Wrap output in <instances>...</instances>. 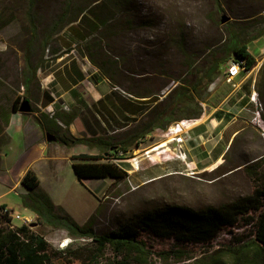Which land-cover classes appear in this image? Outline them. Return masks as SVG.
Masks as SVG:
<instances>
[{
    "label": "rangeland",
    "instance_id": "1",
    "mask_svg": "<svg viewBox=\"0 0 264 264\" xmlns=\"http://www.w3.org/2000/svg\"><path fill=\"white\" fill-rule=\"evenodd\" d=\"M92 7L101 17L113 18L95 36L89 35L86 40H81L79 34L92 32ZM83 10L89 17L80 22ZM64 13H67L66 21L59 23ZM223 14L231 17L227 23H222ZM71 19L77 21L69 23ZM261 34H264V0H0L2 129L7 124L15 98L21 97L22 102L30 100L36 110L33 113L44 120L46 130L38 120L32 118L31 121L39 127L43 138H47V131L56 135L54 127L57 123L62 127L60 136L92 137L113 144L127 141L135 134L148 121L147 117L126 122L120 112L111 108L106 112L110 118L106 123L94 108L97 101L93 96L91 107L88 96L84 95L77 103L65 101L68 109L58 107L53 118L46 110L49 104L45 105L44 93L49 92L55 99L72 87L77 69L89 61L95 38L102 39L106 52L102 55L95 50L98 63L117 64L118 68L134 76V79L125 80L118 74L117 80L125 81L132 91L158 92L161 98L180 83L177 79L183 77L190 84V81L204 76L213 62L220 63L216 80L207 88L211 95L202 102L204 110L208 105L217 106L222 100L224 92L217 95L224 83L226 64L222 62L234 46L246 43L257 58L249 80L252 90L258 93V103L248 105L249 117L238 118L236 126L243 128L240 132L224 134L219 144L225 147L221 157L223 162L215 168H206L210 160H205L203 151L218 139L196 150L189 146L186 148L189 158L185 161L177 156L179 151L175 149L162 154H157L156 149L150 150L173 136L169 135V129L157 130L140 147L133 144L122 155L124 159L92 160L119 164L126 172L123 177L81 181L73 168L74 156L87 151L92 155L101 154L99 144L92 148L86 142L70 146L54 142L45 153L35 134L28 135L25 130L29 127L31 114L12 119L10 142L3 145V152L8 156L0 167V179L4 180L0 184V202L8 204L12 211V225L21 226L25 224L24 218H29L28 225L55 249H65L72 241H84L74 240L67 230L47 224L29 205L27 190L21 182L16 184L27 167L37 173L41 189L53 202L61 205L80 225L93 228L99 235L119 229L139 213L166 205L202 209L253 194L256 181L246 166L264 161V35L255 41ZM94 66L92 63V70ZM34 67H37L35 74ZM190 69L194 74H187ZM81 71L89 74L88 68ZM29 77L30 81L26 83ZM224 88L231 86L225 85ZM80 90L86 94L85 88ZM214 93L216 95L212 97ZM258 110L257 122L253 120V112ZM65 114L66 118L63 117ZM75 114V126L65 125L64 120ZM171 144L169 142L167 146ZM155 154L158 159L153 160ZM258 170H264V162ZM55 212L62 214L59 209ZM245 223L241 220L237 226L222 229L208 244L180 243L175 238L156 237L147 232L143 233V238L152 251L151 264H186L193 260L166 261L162 253L185 250L201 257L208 247L235 245L241 239L247 241L254 237L256 227ZM114 259L108 251L101 264H114Z\"/></svg>",
    "mask_w": 264,
    "mask_h": 264
},
{
    "label": "trees",
    "instance_id": "2",
    "mask_svg": "<svg viewBox=\"0 0 264 264\" xmlns=\"http://www.w3.org/2000/svg\"><path fill=\"white\" fill-rule=\"evenodd\" d=\"M85 12V10L81 12L80 22L89 17ZM66 14L61 15L59 23L66 21ZM90 16H92V32L87 35L79 34L81 40H86L89 35L95 36L113 18L101 17L94 7L90 9ZM76 21L77 19H71L69 23ZM101 40L95 38L92 41V63L99 69V74H93L92 80L97 81L100 75L106 76L118 89L97 101L94 108L106 123L110 122L106 112H110L111 108L120 112L126 122H137L143 117H147L148 121L129 137V141L119 144L92 137L60 136L62 127L57 123L54 127L57 142L66 146L86 142L92 148L100 145L101 154L81 153L74 156L73 168L81 181L123 177L126 172L119 164L92 160L124 159L122 154H126L133 144H140L141 139H145L155 131H166L177 121L200 118L204 111L202 102L211 95L207 88L216 80L220 64L213 62L212 66L206 69L204 76L190 81V84L188 79L183 77L177 79L180 83L161 98L158 92L132 91L130 86L125 85V81L117 80L118 74L125 80L134 79V76L128 73L129 71L118 68L117 64H111L110 58L108 59L110 63L107 61L98 63L95 54H106ZM233 58L245 60L247 69H252L257 64L256 56L249 51L246 43L234 46L222 63L226 64ZM107 64L113 66L106 67ZM32 71L35 74L37 67H34ZM187 74H194V72L188 70ZM84 78L82 71H77V78H74L73 82L76 84L78 80ZM26 81L29 83L30 77ZM44 94L45 105L54 101L49 92ZM21 102V97L15 98L11 112L20 111ZM35 111L32 107V112ZM66 115L63 117L66 118ZM75 118L76 114L70 115L66 121L64 120L65 125L69 127ZM38 121L44 123L40 116ZM116 123L117 126L120 125L117 120ZM263 162L246 166V170L256 181L253 194L245 195L221 206L210 205L202 209L180 204L166 205L139 213L121 225L119 229L101 235L89 226L80 225L61 205L53 202L49 194L41 189V181L37 173L29 169L21 181L28 192L29 205L47 224L67 230L74 240L84 239V241L82 243L72 241L65 249H55L43 235L34 231L27 223L13 226L12 211L7 205L0 203V264H57V260L61 264H72L76 261L80 264H101V260L108 251L115 258L114 264H151L152 251L143 238L144 232L156 237L175 238L180 243L208 244L222 229L237 226L241 220H245V224H254L256 227L254 237L247 241L241 239L235 245L208 247L201 257H196L185 250H170L163 252L162 255L166 261L193 260L186 264H264V170H258L262 168ZM56 209L61 210L62 214L58 215L55 212Z\"/></svg>",
    "mask_w": 264,
    "mask_h": 264
},
{
    "label": "crops",
    "instance_id": "3",
    "mask_svg": "<svg viewBox=\"0 0 264 264\" xmlns=\"http://www.w3.org/2000/svg\"><path fill=\"white\" fill-rule=\"evenodd\" d=\"M262 35L264 34H261L260 36L256 37L255 41L261 39ZM262 51L263 54L264 48ZM89 57H90L89 61L87 63L85 62V64H83L81 68L77 69V71L83 70L84 72V70L88 68L89 74L85 75L83 73L85 76L83 80H78L76 84L73 83L72 87H70L67 90H64L63 93L55 97L52 103L55 104L56 108L60 107L61 109H63L64 108L63 105H67L66 102H70L72 104L77 103L79 99H82L84 95L88 96L89 105L91 107L92 96L94 101H99L100 99L104 98L106 95H109L113 90L118 89V87L113 86L110 79L107 78L106 76L100 75L97 81L92 80V75L95 73L99 74V69L96 66H94V70H92V53L90 54ZM250 83H251L250 80H247L242 87L234 89L230 84H228L224 80L222 91H218L217 93V95L219 96L221 92H224L221 94L222 100H220V102L217 103L218 104L217 106H213V105L206 106L205 110L202 113V117L194 121L190 125L191 134H193L194 136L193 140L189 144L191 149L196 150L202 148L206 146L208 142H210L211 140L218 139V141L214 143L212 147L210 145L206 147L205 150L206 152L203 151L204 157H206L205 160L206 161L210 160L208 162V167L206 168H210L211 166H213L211 168H215V166H218V164L223 162V160H221V157L224 155L225 147L224 146L220 147L219 144L221 143V140H223L224 134L230 131L233 135H235L236 133L240 132L243 129L241 127H237L236 124L238 122V118L249 117V114L247 113V110L249 109L247 107L252 102L250 100V94L252 93V85H250ZM225 85H230L231 88H224ZM80 88H85V90H87L86 94L83 93L80 90ZM245 88L247 89L249 88V90H246ZM215 95H216L215 93L212 94V97H214ZM67 106L69 107V105ZM21 114L23 116L27 114L28 115L31 114L32 117H30L31 119H30L29 127L25 128V130L28 135L32 133L35 134L37 138V142L41 145V148L45 153L49 151L51 144L54 143V142H49L47 138H43L41 136V131L38 129L39 127L35 124H31L32 123L31 121H33L32 118H34L35 121L38 120L37 113H33V112L23 113L21 111L18 112L13 111L10 114H8L9 122L7 121V124L3 127V129L0 127V167L2 163H4L6 157L8 156V153L3 152L4 149L3 145L8 144L10 142L9 131L12 126L11 121L15 117L19 118ZM41 126L46 130V125L44 123L43 124L41 123ZM70 126H72L73 128L75 126V121H73V123ZM72 132L74 131L72 130ZM46 133L48 135L50 132L47 131ZM205 134L207 135L206 138L204 137ZM214 134H216V136H213ZM166 143L167 142H164L160 145L166 146ZM155 147L150 150L155 151ZM85 153L92 154V152L89 151ZM157 154H162V152ZM157 154H155V156L152 155L154 156L152 157L154 158L153 160L158 159L156 157ZM27 171H28V167L21 172L22 175L19 177L16 183L17 185L22 181ZM2 181L4 180L0 179V184L3 183ZM1 197L2 194H0V201H1ZM2 204L7 205V207L9 208L8 204L6 203H2Z\"/></svg>",
    "mask_w": 264,
    "mask_h": 264
},
{
    "label": "built area",
    "instance_id": "4",
    "mask_svg": "<svg viewBox=\"0 0 264 264\" xmlns=\"http://www.w3.org/2000/svg\"><path fill=\"white\" fill-rule=\"evenodd\" d=\"M253 71L254 68L247 69L245 60H236L233 58L228 63H226L223 76H224V80L228 84H230L234 89H236L242 87L246 83V81L249 80V77L251 76ZM257 99H258L257 91L252 90V93L250 94V100L252 101L251 104L257 105L258 103ZM63 107H64L63 109L65 110L68 109L67 105H63ZM46 110L52 118L55 117L57 108L55 107L54 103H50L48 107H46ZM253 113H255L253 120L258 122V118H259L258 116H260V111L258 110ZM193 122H194L193 120L185 119L171 124L168 129H169V135H173V136L169 138V140L166 143V146L161 147L156 152L161 153V152H166L167 150L175 149V151L176 150L179 151V153H177V156L187 161L189 157L187 156L186 148H188L189 144L193 140V136L191 135V130H190V125ZM149 136H147L145 139H141L140 140L141 142L140 144L137 145V147H140L145 142V140L148 139ZM169 142H171L172 144L167 146ZM148 157L150 158L151 155ZM135 160H136L135 161L136 164L139 163V161H137V158ZM195 167L196 165H194V168ZM17 217L22 218L19 215H17ZM24 222L28 224V222H30V219L24 218Z\"/></svg>",
    "mask_w": 264,
    "mask_h": 264
},
{
    "label": "water",
    "instance_id": "5",
    "mask_svg": "<svg viewBox=\"0 0 264 264\" xmlns=\"http://www.w3.org/2000/svg\"><path fill=\"white\" fill-rule=\"evenodd\" d=\"M230 19H231L230 16H228L226 14H223L222 15V23H227ZM20 111L23 112V113H30V112H32V106H31L30 100L26 99V100H24L22 102V104L20 106ZM47 140L49 142H57L58 138H57L56 135H54L52 133H49L47 135Z\"/></svg>",
    "mask_w": 264,
    "mask_h": 264
},
{
    "label": "bare ground",
    "instance_id": "6",
    "mask_svg": "<svg viewBox=\"0 0 264 264\" xmlns=\"http://www.w3.org/2000/svg\"><path fill=\"white\" fill-rule=\"evenodd\" d=\"M161 147H163V145L156 146L155 149L158 150V149H160ZM147 155H148V154H147ZM148 156H150V155H148Z\"/></svg>",
    "mask_w": 264,
    "mask_h": 264
}]
</instances>
